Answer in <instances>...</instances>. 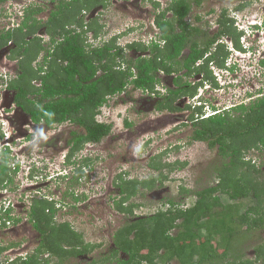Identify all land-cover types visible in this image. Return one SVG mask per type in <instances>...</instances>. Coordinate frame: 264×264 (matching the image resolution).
Segmentation results:
<instances>
[{
	"label": "trees",
	"instance_id": "16d2710c",
	"mask_svg": "<svg viewBox=\"0 0 264 264\" xmlns=\"http://www.w3.org/2000/svg\"><path fill=\"white\" fill-rule=\"evenodd\" d=\"M8 1L0 0V6ZM45 1L46 4L47 1L52 4L46 20L40 17L45 10ZM193 1L200 5L202 0H172L162 15L156 18L163 36L167 38L164 47L157 44L148 47L141 42L128 43L130 51L143 52L150 49L149 56L127 55L126 47L117 43V37L103 46L86 48V34L93 32L95 37L99 36L103 24H99L95 18L86 22L83 13L103 0L35 1L27 8L22 26L0 31V48L10 41L15 44L10 57L19 59L20 72L10 81L9 87L16 90V99L22 109L36 122L43 121L53 126L71 121L84 128L83 131H72L71 149L67 157L68 162L79 164L80 172L75 176L77 179L85 173L84 166L90 165L92 159L85 157L78 163L73 158L87 143L101 141L112 130L111 124L96 120L99 108L108 100V95L121 93L130 84L135 88L154 90L159 68L173 72L186 67L188 74H191L193 66L206 55L208 48L214 47L216 38L205 42L203 48V45L197 44V40H192L190 57L179 59L183 48L190 44L191 29L186 17L192 9ZM240 1L236 10H243L251 3ZM168 11L172 13L171 17L166 16ZM217 22L218 36L231 37L236 48L243 49L240 42L243 32L238 31L235 19L229 16L226 8L219 13ZM176 23H179L182 31L176 32ZM42 29L51 35L53 50L38 35ZM43 51L46 53L42 62L35 66L34 61ZM229 54L226 45L219 43L204 64L194 70L204 72L205 79L217 85L218 81L209 63L215 61L218 66L225 67ZM177 83L180 88L171 89L170 95L159 103L160 110H181L176 103L178 98L185 94L193 95L197 91L196 86H185L179 78ZM189 119L194 126L192 139L206 141L221 156L217 180L196 190V200L185 208L177 200L169 198L166 210L159 209L150 216L130 219L118 228L114 234L115 248L112 254L117 264H159L158 259L163 264H170L173 259H177L178 264L253 263L250 258L236 261L241 252L233 254L229 260L224 259H228L234 242L240 241L236 239L246 236V231L241 229L243 225H246L247 231L264 225V179H260V167L247 157L252 150L264 149V95L249 104L240 103L231 110L199 120H195L193 113ZM165 153V150L162 151L150 161V166L159 170L161 177L166 176L162 172L164 168L173 170L186 165V162L179 160L164 161L162 157ZM12 158L9 148L0 152V189L8 188L9 182L13 181L12 172L17 171L11 166ZM118 178L120 182L117 185L121 193L126 194L116 201V207L131 218L141 204L129 202V199L142 187L152 188L158 177L125 179L119 174ZM181 192L187 194L191 190L181 186ZM71 195L75 200L83 197L74 192ZM223 195L228 196L227 203L223 202ZM245 200L250 203L241 213V203ZM56 210V201L35 197L29 206V220L41 232L42 242L33 253L10 264H57L53 256L61 261L96 246L85 243L82 235L69 222L56 223ZM11 211H8L7 216L16 223L19 219L11 216ZM11 245L15 243L0 245V254ZM120 251L125 252L127 258L118 257ZM256 251V258L264 263V243L258 245Z\"/></svg>",
	"mask_w": 264,
	"mask_h": 264
},
{
	"label": "rangeland",
	"instance_id": "374dc122",
	"mask_svg": "<svg viewBox=\"0 0 264 264\" xmlns=\"http://www.w3.org/2000/svg\"><path fill=\"white\" fill-rule=\"evenodd\" d=\"M170 1L160 0V4L163 8H166ZM247 1L251 3L239 11L235 7L241 2L240 0H202L200 5L193 1L194 4L188 18L191 22L200 23L203 26H206L207 23V27L212 28L210 30L212 31L215 29L214 23L219 12L221 9L226 8L231 16L240 19L248 16L249 18L252 17V20L255 17V19L258 18L259 22H262L264 20V0ZM27 2L8 1L0 6V31L10 23L5 13L10 14L12 12L14 19L19 22L26 14L23 8L28 7ZM51 7L52 4L49 1L46 4L45 1V10L41 13V18L47 19ZM211 9H213L212 12ZM17 10L20 12L18 13ZM155 11L156 8L152 0H128L127 2L125 0H115L113 2L110 0L109 6L104 11L108 22L105 30L118 33L127 30V26L135 24L131 28V34L121 35L120 42L124 44L133 38L141 37L143 33L153 31L151 21L155 17ZM2 13L4 15H1ZM88 14L85 16L86 19ZM196 15H201L202 20L196 21ZM103 18L102 15L99 20L104 21ZM245 26L247 34L240 38V42L243 46L250 48V52H247L249 59L245 58L243 60L245 53L239 54L242 59H239L240 63L236 68L239 74L234 83H230L228 87L224 88L225 90L215 91L213 96L215 99L224 97V100L228 95L233 96V98L229 97L227 99L228 104L232 103L233 99V102L236 103L245 102L249 104L251 98L257 97L255 95L257 91H254L256 86L262 87L264 85V70L260 71V75L257 72L259 70H257L258 66L256 64V55L261 53H257L255 49L260 47L258 39L262 41L261 49L264 48V31L262 29L261 35L258 36L255 30L251 31L247 25ZM251 32L252 34H250ZM43 36L48 37L45 33ZM86 36L87 40L93 39L92 32H88ZM228 41V44L232 45L229 39ZM127 54L132 57L136 56L130 50ZM231 57H233V54ZM11 58L8 56L5 60H10L11 64H14L16 59ZM40 58H42V54L38 60L34 61L35 66L39 63ZM250 59L253 61V66L248 65ZM217 69L215 68L216 71H219ZM127 91V93L118 95L109 116V107L104 108L107 119L112 122L113 135L103 138L101 143L86 144L73 158L78 163L85 157L92 159L90 165L84 166L85 173L78 179L75 176L79 175V164L65 162L66 158L64 157L67 152L65 143L70 135L69 130L78 128L76 125L69 122L55 124L50 131L46 133L41 131L40 134H36L34 128H32L33 131L30 133L29 140H16L12 144L11 154L14 156V159L11 160L12 165L19 160L20 163L18 170L12 172L13 181L9 182L8 185V188H12L4 190L6 191L5 199L8 198L15 203L13 217L18 218L19 221L13 222L7 229H0V245H7L11 242H17L18 244L14 248L17 251L9 248L4 249L0 254V262H4L3 260H6V257L12 259L20 254H23L21 258H25L41 244L42 234L33 221L29 220V206L35 197H47L56 201L55 222H69L82 235L85 243L96 245L91 247L92 250L76 256L66 257L61 261L53 256L55 263L117 264L116 258L112 254L115 248L114 234L118 228L130 219L150 216L159 209L166 210L169 207V198L177 200L185 208L196 200L194 194L196 190L204 188L217 180V167L221 165V156H218L217 149L211 148L206 141L192 139L194 126L190 119L186 118L187 111L182 109L178 112H169L167 110L156 111L149 107L142 108V101L139 100L141 98L140 91L133 88ZM260 92L262 95V90ZM250 95L252 96L250 97ZM180 102L183 104L185 101ZM126 119L132 122L130 127L126 125ZM8 129H10L9 126L6 131H9ZM131 132H133V140L128 135ZM146 138H149V141L145 147H140ZM32 142H34V145L29 148ZM0 143V147H2L4 142L0 141ZM37 143H44L45 145L39 146ZM164 150L166 151L162 157L164 161L179 160L180 162H186V165L183 168L173 170L164 168L162 172L166 176L164 177L162 174L163 177H161V172L152 169L149 165L150 158L145 156L148 153L155 155ZM247 157L251 158L257 164V167H260L262 172L260 179L263 180L264 149L252 150ZM28 162L31 168L28 166ZM33 170H35L34 173ZM31 174H34V176L31 177ZM119 174H122L125 179L158 177L152 188L142 187L135 196L129 199V202L141 204L135 209L131 218L116 207V201L126 194H122L120 187L117 185V182H120ZM181 186H186L191 192L182 193ZM72 192L83 196L82 199L75 200L71 195ZM1 194L4 196V193ZM222 199L224 203L229 201L227 195H223ZM249 203V200L241 203V213L248 208ZM15 228H18L17 232L13 231ZM241 229L246 231V236L236 239L240 241L234 242L231 254L229 253L228 259H224V261L233 257V254L241 252V256L236 257V261L250 258L253 260V263L250 264H264L262 260L256 258V247L264 243V225L262 224L249 231H247L246 225H243ZM6 253H9L10 256H7ZM118 257L127 258V254L120 251ZM157 262L163 264L159 259ZM170 264H178V260L173 259Z\"/></svg>",
	"mask_w": 264,
	"mask_h": 264
},
{
	"label": "flooded vegetation",
	"instance_id": "af4514ba",
	"mask_svg": "<svg viewBox=\"0 0 264 264\" xmlns=\"http://www.w3.org/2000/svg\"><path fill=\"white\" fill-rule=\"evenodd\" d=\"M36 1H39V0H36ZM109 1L110 0H103L102 3H98L93 8H91L89 10V14H88V10H85L83 13L84 17L88 14L87 19L85 18L86 22L95 18V19H97L99 24H103V26L101 28L102 31H101V34L99 36L95 37L93 32H92L93 39L86 40V43H87L86 48L91 49V48H97V47L103 46V45L109 43L111 40H113L114 37H117V43L119 45L126 47V52H128V48H127L128 43H132V42H141V43L147 45L148 47H151L155 44L159 45L160 47H164L167 44V38H165L163 36V30L156 23V18L158 16L162 15V12L167 8L168 5L166 6V8H163V6H161V4H160V0L159 1L158 0H152L154 6L156 8L155 17L151 21L153 31H151L149 33H143V34H141V37L133 38V39H131V40H129L123 44L122 42H120L122 39L121 35L126 36L128 34H131L132 33L131 28H133L135 24H131L130 26H127L128 27L127 30H122V31H119L118 33H115L112 30H111L112 32L106 31L105 30L106 23H108V22L106 21L107 18H106L104 11L109 6ZM113 1H115V0H112V2ZM125 1L127 2L128 0H125ZM26 10L27 9H25L24 11H26ZM237 11H239V10H237ZM190 12H189V14H190ZM168 13H170V14H168ZM189 14L186 17V21H187V23H189V27L191 29V32L189 34V36H190L189 43L190 44H188L187 46H185L183 48L182 53L179 56V59H184V58L190 57V55H191V47L190 46H191V44H193L192 40L193 41L197 40V44L203 45L202 46V48H203V47H205L204 46L205 42H210L216 38V42L214 43V47L211 46L208 48V50L206 51V55L197 61L195 66H193L194 68L204 64L205 60L212 54V51L215 50L216 46L219 43H224L226 45V47L228 48V50H240V49H236V46L234 45V42L232 41L231 37L223 36V35L218 36V34H217L219 31V23L217 22L218 17L214 23L215 29L210 31L212 28L207 27V23L205 24L206 26H203L200 23L196 24L194 22H191L190 19L188 18ZM24 15L25 16H23L21 21H19V22L17 21L13 30L22 26V22L26 17V14H24ZM102 15L104 16V18H103L104 21L99 20L100 16H102ZM166 16L171 17L172 13L170 11H168ZM218 16H219V14H218ZM229 16H231L230 13H229ZM231 17L235 19V26L240 32L246 27L245 25H249V24L256 21V20H254L253 22H251L252 17L249 18L248 16H245L241 19L239 17H236V16H231ZM253 18L255 19V17H253ZM256 19H258V18H256ZM201 20H202L201 15H196V21H201ZM175 29H176V32L182 31L179 23H176ZM254 30H255V33L258 34V36L261 35V30H259L257 27H255ZM263 31H264V28H263ZM108 32H110V34H108ZM44 33L48 36L47 38H45L43 36ZM263 34H264V32H263ZM38 35L43 38V43H45V45H48L49 46L48 48H51V50H53V45L50 44L51 43V35H48L44 31V29L40 30L38 32ZM244 35L245 34H242L241 38H243ZM56 38H57V36H56ZM247 38H248V36H247ZM247 38H246V40H247ZM59 39H60V37H58V40ZM228 39L232 42V45L228 44L229 43ZM258 43H259L260 47H259V49H257V48H255V49H256L257 53L260 52L261 54L256 55V59H257L256 64L258 66L257 70H259L257 72L261 75L260 71L264 70V64H262V61H264V48L261 49L262 41H260V39H258ZM9 44H11L9 47V51L0 57V70L5 72V76L7 77V79L0 77V85H2L1 99H0L1 100V102H0V124H1L0 141H3L4 142L3 145L6 147H12L13 146L12 144H14V142L16 140H19V141L29 140L30 139L29 136L31 135L30 133L33 131L32 128H34V132L36 134L37 133L40 134L41 131H43L45 133L50 131L54 126V125L53 126L47 125L43 121H41V122L34 121L32 116L29 113H27L25 110H23L22 107L18 104V101L16 99V90L11 89L9 87V84H10V81L13 80L14 78H16L20 72V70H19V59L15 58L16 59L15 60V59L11 58V59L15 60L14 64H11L12 62H10V60H5L6 57H8V56L10 57L12 49L15 48V44L12 41H10ZM4 47H6V46H3L2 48H4ZM246 47L247 46L244 45V49ZM2 48H0V50ZM131 52H133V54L136 55L134 57L149 56L150 49L143 51V52L142 51L139 52L136 50H132ZM245 52H247V51L245 50ZM256 52H255V54H256ZM45 53H46L45 51H43L41 53L42 58H40L39 62H42L43 56ZM41 54L39 55V57L41 56ZM234 56H236V55H234ZM234 56L233 57L228 56V58L226 60V66L227 67L225 69H222L220 66H218V64L215 61H210L209 67L213 71V74L215 75L216 80L218 81L217 85H215L211 80L205 79L206 74L204 72H202V73L196 72L194 70V68H193V72L191 74H188V68H186V67L181 68L180 65H178V67L181 69L174 70L173 72H167L164 68H159L156 72L158 82L156 83L154 90H152L150 88L144 89L141 87L135 88L134 85H128L127 89L122 91L121 93L108 95V100L99 108V111L96 115V120L98 122L107 123V124L112 125V122H110L107 119V115L104 111V108L107 106L109 107V109H108V116H109L112 113V109L114 108V105L117 101L118 95H121L123 93H127L128 92L127 90L131 89V88L135 89L136 91H140L141 98L139 100L142 101V104H143L142 108L149 107L150 109H152V110L154 109L156 111H164V110H167L169 112L180 111V110L170 111L168 109H163V110L159 109V103L162 100H164V98H166L168 95H170L171 89L177 90L178 88H180L179 84L177 83L178 78L181 79V81L183 82V84L185 86L188 85V86H190V88H195V86L197 87V91L195 94H193V95H190V94L182 95L178 98L179 102L178 101L176 102L177 105L181 108V110L183 109L184 111H187L186 112L187 113V115H186L187 119H189V116L193 113L195 114V120H199L200 118H203L200 116V114H202L203 112H206V111L213 112L212 114H217V113H221V112L231 110L232 108H234L235 106L240 104V102H238V103L233 102L234 99L232 100V103L228 104L227 99L229 97L233 98V96H230V95L226 96L225 97L226 100L223 99L224 97L215 99L213 96L215 95V91L216 92L221 91V89L228 87L230 83H234L235 78L238 76L239 73H238V71H236L233 68V65L236 66V64L238 62L240 63L239 59H242V57H238V56L234 57ZM39 57L37 58V60L39 59ZM245 58L246 59L248 58L247 53H246ZM243 60H245V59H243ZM252 63H253V61L250 59V61L248 62V65L253 66ZM239 66H240V64H239ZM44 67L46 68L47 65H45ZM215 68H218L217 70H219V71H216ZM11 69H12V71H11ZM35 83H37L38 85L40 84L38 81H35ZM263 89H264V85L262 87L256 86V89H254V91H257L255 93V95L257 97H260L259 96L260 95L259 90H262V92L264 94ZM257 97H255V98H257ZM181 99L185 101L183 104L180 102V101H182ZM101 116H103L104 119L101 118ZM186 121H188V120H186ZM190 121L193 124V121L192 120H190ZM7 122H8V124H7ZM66 122H69L72 125H76V127H78L76 129H70L69 130L70 135H69V137L65 143L67 152L64 154L65 157H68V153L71 149L70 138L72 135V131L73 130L83 131L84 128L81 127L79 124H76L74 122H71V121H66ZM125 122H126V125H128V127H130L132 125V122L128 121L127 119L125 120ZM6 125H8L10 127V129H8L10 132L6 131L7 127H8ZM112 132H113V130H111V132L108 135H106L105 137L112 136L113 135ZM128 132H129V130H128ZM132 133L133 132H131L128 135L130 136V139L133 140L134 137H132ZM101 141L89 142L87 144L94 145V144L101 143ZM148 141H149V138H146L144 140V142L140 145V147H145V145ZM37 144L39 146L45 145L44 143H37ZM33 145H34V142H32L29 145V148ZM161 152L162 151H160L159 153H157L155 155H153L152 153H148L147 155L145 154L146 155L145 157H149L150 161H151V160H153L152 159L153 157L154 158L157 157ZM0 163H1V161H0ZM149 165H150V162H149ZM152 169H154V168H152ZM17 230H18V228H15L13 231L17 232ZM11 243H15L16 246L18 244L17 242H11ZM11 243H9V244H11ZM9 244H7V245H9ZM15 245H11L9 247V249L14 250ZM23 245L25 246V244H23ZM14 251H17V250H14ZM6 255L10 256L9 253H6ZM47 255L48 254L46 253L45 256H47ZM20 257H23V254L17 255L16 258H12V259H9L8 257H6V260H3L4 262H0V263L1 264H3V263L4 264H10Z\"/></svg>",
	"mask_w": 264,
	"mask_h": 264
},
{
	"label": "clouds",
	"instance_id": "9594fccd",
	"mask_svg": "<svg viewBox=\"0 0 264 264\" xmlns=\"http://www.w3.org/2000/svg\"><path fill=\"white\" fill-rule=\"evenodd\" d=\"M10 1V0H9ZM19 1H21V2H23V3H26L28 0H19ZM36 0H29V2H27L28 3V7L32 4V3H34ZM28 7H25V8H23V11L25 10V9H27ZM17 12L19 13L20 11H18L17 10ZM1 15H4L3 13L1 14ZM5 15L8 17V14H6L5 13ZM9 20V19H8ZM254 20H256L255 22H253ZM254 20H251V22H253V23H251V24H249V25H247V27L249 28V30H251V31H253L254 30V28L255 27H257L259 30H262L263 28H264V20L262 21V22H259V20H257V19H254ZM15 26H10V27H4V28H7V29H13ZM245 31V28L242 30V32H244ZM244 34H247V32L245 31L244 32ZM250 34H252V32L250 33ZM11 44H8V45H6V46H10ZM236 49H238V48H236ZM245 50L247 51V52H250L249 50H250V48L247 46L245 49H244V46H243V49H240V50H229V52H230V54H229V56H231L232 54H233V56L234 55H236V56H238V57H241L239 54H242V53H245V56H246V53L247 52H245ZM237 53V54H236ZM244 59H245V57H244ZM239 63V62H238ZM238 63L236 64V66L235 67H233L235 70H236V68H238ZM234 66V65H233ZM250 66V65H249ZM227 66H226V63H225V67H221L222 69H225ZM236 71H238V70H236ZM0 77H2V78H5V79H7V77L5 76V72H3V71H1L0 70ZM0 88H2V85H0ZM260 91V90H259ZM261 93V92H260ZM262 95H264V94H262ZM261 94L259 95V96H262ZM252 95H250V97H251ZM253 99H256L255 97L254 98H251L250 99V101H252ZM242 103H244V102H242ZM213 112H209V111H206V112H203L202 114H200V116L201 117H209L210 115H213L212 114ZM12 149L11 147H6V146H2V147H0V152L2 151V150H4V149ZM14 157V156H13ZM65 157V156H64ZM66 159H65V162H67L68 160H67V157H65ZM14 159V158H13ZM19 163H20V160L16 163V164H13L12 165V162H11V166H12V168H14L13 170H18V168H19ZM18 164V165H17ZM28 165H29V162H28ZM61 172H62V170H61ZM63 173V172H62ZM60 175V174H59ZM6 189V188H5ZM7 190H9L8 188H7ZM1 193H4V196H3V194H1ZM5 195H6V191L4 190V189H0V197L2 198H4L5 197ZM2 198V199H3ZM1 208H0V218L3 220V225L0 227V229H7L9 226H7V220H11V225L13 224V220L12 219H10V218H8V211L9 210H12L9 214L11 215V216H13V206H9L8 208H6L5 207V204L4 203H2L1 205ZM8 215V216H7Z\"/></svg>",
	"mask_w": 264,
	"mask_h": 264
},
{
	"label": "built area",
	"instance_id": "2783aa9c",
	"mask_svg": "<svg viewBox=\"0 0 264 264\" xmlns=\"http://www.w3.org/2000/svg\"><path fill=\"white\" fill-rule=\"evenodd\" d=\"M10 1H14V2H20L21 3V1H15V0H10ZM6 14H8V19H9V24H8V26L7 27H10V26H15V24L17 23V20H15L14 19V16H13V13L11 12L10 14L9 13H7L6 12ZM30 168H31V166L30 165H28ZM2 203H4L5 204V207L6 208H8L9 206H14V202L13 201H11L10 199H8V198H6L5 199V197H4V199H2V198H0V205L2 204ZM0 208H1V206H0ZM11 220H7V226H10L11 225ZM3 225V220L0 218V227Z\"/></svg>",
	"mask_w": 264,
	"mask_h": 264
},
{
	"label": "water",
	"instance_id": "95a60500",
	"mask_svg": "<svg viewBox=\"0 0 264 264\" xmlns=\"http://www.w3.org/2000/svg\"><path fill=\"white\" fill-rule=\"evenodd\" d=\"M10 46H6L0 50V57L9 51Z\"/></svg>",
	"mask_w": 264,
	"mask_h": 264
}]
</instances>
